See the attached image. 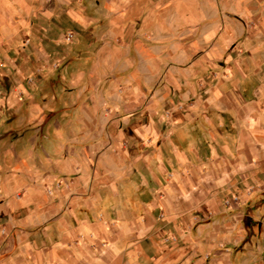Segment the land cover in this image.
<instances>
[{"label": "crops", "instance_id": "crops-1", "mask_svg": "<svg viewBox=\"0 0 264 264\" xmlns=\"http://www.w3.org/2000/svg\"><path fill=\"white\" fill-rule=\"evenodd\" d=\"M260 1L0 0L12 68L0 94L31 68L47 106L34 126L27 104L0 107V264H264V134L251 113L264 89H243L238 70L239 19ZM68 28L85 51L55 71L49 47ZM243 92L248 121L231 117ZM154 121L190 162V199L158 171L140 182Z\"/></svg>", "mask_w": 264, "mask_h": 264}, {"label": "rangeland", "instance_id": "rangeland-1", "mask_svg": "<svg viewBox=\"0 0 264 264\" xmlns=\"http://www.w3.org/2000/svg\"><path fill=\"white\" fill-rule=\"evenodd\" d=\"M229 1L233 2L235 0ZM237 1L239 3V1L241 0ZM251 3L254 5V1H251ZM259 4L260 5L258 10L247 15L242 14L241 19H239L241 20L242 25H244V30L241 37L242 39L240 42L241 48L238 51L239 56L242 57V61L239 63L240 67L238 68V70L239 73L243 75V77L245 75V77L241 81L243 89L251 88L253 90L255 85H257L259 88L262 87V89H264V0H261ZM80 5L86 7L89 6L88 0H81ZM239 5H242L243 9L246 7H251L250 0H242ZM69 33H73L74 38L76 34V39H78L79 41L74 40V38L67 39V34ZM84 36L82 33L80 34L79 31L68 28L56 37V47H49V51L56 56V60L51 61L49 64L51 65L53 70L61 71L63 69H66L67 66L76 64V60H78V58L72 55V53L75 54V52L77 51H85V45L83 44V41L86 36ZM63 49L65 50L63 51ZM60 60L62 61V64L61 66L57 67V62ZM0 61L7 62L5 61L1 53ZM7 64L9 63L7 62ZM8 69L12 68L8 67L5 69H0V72L3 73L1 74L3 76V80L1 79L0 85H9V79L8 77H6V73H9ZM253 98L254 96L252 94L246 92H243L242 95H239L237 99H239L238 106L240 110L232 111L231 117H234L235 115L237 116V114L239 115L240 113L245 121H248V119L250 118L251 110L249 102L254 103L255 98ZM258 101V109H252L251 113L253 114V117H257L259 134H264V92L258 95ZM234 201H237L236 197L234 198Z\"/></svg>", "mask_w": 264, "mask_h": 264}, {"label": "clouds", "instance_id": "clouds-1", "mask_svg": "<svg viewBox=\"0 0 264 264\" xmlns=\"http://www.w3.org/2000/svg\"><path fill=\"white\" fill-rule=\"evenodd\" d=\"M7 35V33H5ZM7 43L8 41L5 40ZM12 47V45H9ZM7 62L0 61V69L8 68ZM0 74H3L0 72ZM18 79L16 86L10 96L0 94V107L7 105L9 107H24L27 104V111L30 116L27 121L29 125H33V121L36 123L41 122L42 112L47 107L42 105L43 97L40 94V85L34 81L33 69L23 68L17 69ZM51 103V100L49 101ZM113 111H118L115 105L112 106ZM2 123V121H0ZM159 121H154L155 130L147 131L144 135V142L147 143L151 151L143 159L148 165V171L140 176V182H145V177L153 178L155 172H159L165 183L171 185L173 181L179 186L177 191L180 196L185 200L190 199V194L195 189L192 186L191 181L188 179V173L184 171L185 165L190 163L189 161L176 160L174 149H170L168 145V137L160 131ZM156 140H160V145H156ZM137 159H140L137 157ZM133 166L136 167L135 162ZM166 168H171L172 171L168 172ZM139 173L140 169L137 168ZM223 190V189H222ZM191 217L189 216V223L185 227H190ZM180 223H184L180 221Z\"/></svg>", "mask_w": 264, "mask_h": 264}, {"label": "built area", "instance_id": "built-area-1", "mask_svg": "<svg viewBox=\"0 0 264 264\" xmlns=\"http://www.w3.org/2000/svg\"><path fill=\"white\" fill-rule=\"evenodd\" d=\"M73 37L72 33L67 34V39H71Z\"/></svg>", "mask_w": 264, "mask_h": 264}]
</instances>
